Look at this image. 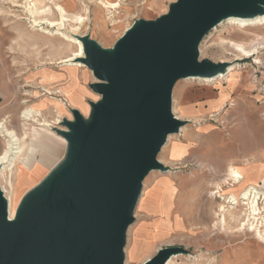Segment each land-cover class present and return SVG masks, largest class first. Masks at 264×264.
<instances>
[{"label":"rangeland","instance_id":"rangeland-1","mask_svg":"<svg viewBox=\"0 0 264 264\" xmlns=\"http://www.w3.org/2000/svg\"><path fill=\"white\" fill-rule=\"evenodd\" d=\"M101 1L116 2L117 6L106 8ZM174 1L33 0L37 8L31 4L34 13L29 14L27 0H0V155L7 142L4 126L19 138L27 131L26 144L30 143L35 126L47 133L55 147L49 170L24 200L41 193L71 163L70 146L51 133L67 130L63 121L73 117L72 109L57 114L52 107L55 98H65L57 92L58 88L70 82L67 67L72 61H59L79 52V46L66 41L64 35L88 36L99 47L110 50L114 38L103 34L112 29V21L116 19L123 27L117 33L119 37L123 29L138 21L156 20L167 13ZM54 4L66 10L67 20L58 32L57 25L48 23L61 19ZM80 15L84 23L74 32ZM34 18L40 20L36 26L32 23ZM229 41L258 45L264 41V24L240 26L224 21L207 32L198 45L199 61L234 65L231 77L236 84L225 81L227 67L219 74L225 76L216 81L174 82L171 112L182 121L181 131L165 142L156 155L164 169H151L142 180L134 221L126 231L123 264H142L161 247L183 249L170 264H264V244L249 231L250 227H230L228 219L224 224L218 222L223 214L218 205H223L224 210L235 206L228 194L236 183L230 177L229 165L250 163L264 168V48L246 56L230 46ZM79 59L76 57L80 64ZM78 72L84 86L81 107L85 119H89L91 103L101 96L90 87L95 80L92 72L83 66L78 67ZM46 89L51 91L50 95ZM38 106L48 126L23 119L26 109ZM40 154L37 150L35 158L40 159ZM259 186L263 187L264 182ZM239 201L241 205L246 202L242 197ZM258 203L261 208L264 206L263 195Z\"/></svg>","mask_w":264,"mask_h":264},{"label":"water","instance_id":"water-1","mask_svg":"<svg viewBox=\"0 0 264 264\" xmlns=\"http://www.w3.org/2000/svg\"><path fill=\"white\" fill-rule=\"evenodd\" d=\"M264 13V0H176L156 20H141L103 49L81 38L79 60L100 94L89 119L72 110L58 130L71 163L8 220L0 191V264H123L126 231L167 136L182 125L171 112L178 79L215 77L227 63L198 60V45L231 16ZM179 247H161L142 264H166Z\"/></svg>","mask_w":264,"mask_h":264},{"label":"bare ground","instance_id":"bare-ground-1","mask_svg":"<svg viewBox=\"0 0 264 264\" xmlns=\"http://www.w3.org/2000/svg\"><path fill=\"white\" fill-rule=\"evenodd\" d=\"M27 1L29 2L27 4L28 7L27 5L25 6L27 7V10L30 12L29 14H32L34 13V10L31 9V7L32 6L34 8H37V7H35V3L33 2V0H27ZM111 2L101 1V5H103L106 8H115L117 6V3L116 2L111 3ZM54 6H55V9L58 10L61 19L59 21H49L48 23L51 26L57 25L58 28L56 29L57 30L56 32H58L59 28L64 25V21L67 20L65 16L66 10L64 7H62L59 4H54ZM33 17H34V14H33ZM39 21L34 18L32 20L33 26L38 25ZM224 21H226L229 24H236L240 26H260L264 24V13L258 14L257 16L251 17V18L231 16L221 21L218 25H221ZM112 22H113L112 29L111 30L106 29L107 31H105L103 36H106L107 38L108 37L114 38V43H115V41L124 33V31H126L130 27L123 29L120 36L117 37V33L123 27H121V25L117 23L116 19ZM77 23L78 25H74L75 26L73 28L74 32H77L79 26L82 23H84V18H82L81 16V19ZM81 38L82 37L80 35L79 36L74 35L72 38L64 35V39L66 41H70L79 46V52L78 54H74L73 55L74 57L63 58L59 61L60 63H65L66 61H72L71 64H68L69 66L67 67V73H68L70 82L58 88L59 90L57 92L60 95L65 96V98L64 99H62L61 97H60L61 99L55 98L54 102H52L53 103L52 107L55 109L54 111H56L57 114L68 113L70 112L69 109L77 110L79 114L81 115V117L84 120H86L84 117V112H83L84 110L81 107L83 104L84 86L80 82V77L78 75L79 73L78 67H81V66L86 67V65H84L81 61H80V64L77 63L76 61V57H80V58L84 57L83 43L81 41ZM228 44L232 46L236 51L243 53L246 56H251L255 53H258L257 50L259 47L264 48V41L262 43H259L258 45H254L253 43L250 46H245L244 44L234 43L231 41H229ZM227 63L228 64H227L226 76L225 74L217 75L215 77L191 76V77H187L184 79H200L202 81H216L218 79H221V77L225 76L224 79L226 82H231V83L236 84L237 81L233 80V78L231 77V72L234 69V65H232V63H229V62ZM95 82H97L96 79L92 83H95ZM75 88H78V90L75 91L74 93ZM46 93L50 95L51 91L46 89ZM96 102H93V103H96ZM90 109L92 110V106ZM41 117H42V110L40 109L39 106L35 108L26 109L23 112L24 120L32 121L34 124L39 125V126H48L49 123ZM68 120L73 121L74 118L72 117V118H69ZM4 127H3V132L7 136V142H6V148L3 154L0 155V191L2 192V195L6 201L8 220H12L16 217L18 211L20 210L21 205L24 202V199L27 197V194L30 192L31 189L35 187V185L39 183V181L44 176L45 171L49 170L48 165L51 163L53 157L55 156L54 155L55 147H53V145L49 141L51 138L47 135V133L43 134L35 126L32 127V133L30 135L31 141L28 144H26V138L29 134L27 133V131L24 132V136L22 138H19L14 133H12V131H9ZM65 131H68V128ZM178 131H181V128ZM51 133L54 137H56V139L60 140L63 144H66V145L68 144L67 140L64 137L60 136L57 133L56 134L55 133L53 134V132ZM173 135H176V133H172L167 136L166 143L169 142V140L171 139V137H173ZM37 150L41 151L40 159H36L34 156ZM10 154H13L11 158H9ZM158 162H161V161H158ZM228 170L230 173V177H232V179L236 181V183L232 184V189L228 191V194L230 195V198L233 200V204H235V206L231 208L232 210H227V209L224 210L223 205H218V207H220V211L223 212L222 217L220 221L218 222L224 224L226 219H228L230 220V227L244 228L245 226H248L250 227L249 231L253 233L255 238L264 244V214L262 213V210H261L263 209L264 211V206L261 208L258 205L259 204L258 199L260 198L261 195L264 196V186L263 187L259 186L261 182H264V168H260L256 166L255 164L245 163L244 165L241 164V166L229 165ZM151 172L152 171L149 170L147 174L144 176V178L150 175ZM142 185H144L143 182H142ZM240 197H242V200H246V202L243 203L242 205L240 204V201H239ZM140 198H141V195L139 197V200ZM243 205H245L246 207L244 208ZM145 243H147V241ZM175 256L176 254L172 255L170 259L166 262V264H170L173 260V257ZM133 258H137V257H133ZM149 258L150 256L146 257L144 259V262L147 261Z\"/></svg>","mask_w":264,"mask_h":264}]
</instances>
